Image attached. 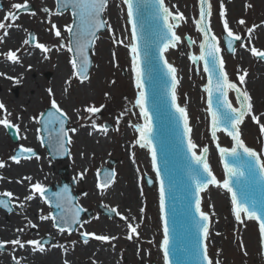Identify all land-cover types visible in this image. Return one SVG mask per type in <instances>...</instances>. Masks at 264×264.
Masks as SVG:
<instances>
[{
	"label": "rangeland",
	"instance_id": "obj_1",
	"mask_svg": "<svg viewBox=\"0 0 264 264\" xmlns=\"http://www.w3.org/2000/svg\"><path fill=\"white\" fill-rule=\"evenodd\" d=\"M0 1L4 5V10L0 12V15L14 12L16 9L12 5L26 2V0ZM196 2L197 0H164L165 5L171 8L174 15L179 14L184 17L182 27H176L177 35L187 36L190 34L192 41L195 43L201 40V36L194 25L198 17ZM27 3L34 6L33 13L35 14L25 13L17 16L14 22L9 20L7 23L12 26L0 29V36H4L5 31L9 33L0 41V48L5 49L9 46H15V40L21 38L20 31L26 32L31 29L38 38L36 43L47 45L51 51L44 53L37 48L36 52L33 53L37 61V68L31 73L33 74L36 71L37 74L35 73L34 78L31 77L34 76L31 73L23 78V83L28 81L34 84L33 90H31V93L29 92L30 97H32L31 101L21 104L19 102L21 98L19 91L22 90L10 89L9 85L4 82L5 77L0 76V103H3L7 112L11 113L10 116H7V119H9L11 126L16 129L18 136L17 141L12 142L7 130H5L6 128L0 124V162H3L4 165L6 163L12 165L13 161L10 157L17 147H30L38 152L36 157L30 159L31 168L34 169L33 178L31 174L33 181L25 180L24 178L29 176L23 175L22 171L13 176L2 172L0 167V179L3 180L2 183L6 186L2 189L0 183V195L11 192L16 196L14 192L19 191L21 197L19 198L20 203L17 204L20 206V212L22 213L18 214L23 216V218L20 216L16 220L12 216L13 211H3V213L0 211V227L6 224L9 225L12 231L14 227L12 220L15 219L16 226L14 230L20 231L19 239L25 242L24 248H14L13 245L7 243L4 246L5 251L9 253V257H12L10 260L15 257L16 260L20 261V264H27L20 257L21 253L24 258L31 256L30 262L32 264H64L65 261L68 264H163L159 250L162 230L160 218H158V189L155 185L148 187L144 180V175L150 178L154 177L152 176L151 161H148V158H150L149 152H146L147 148H141L136 144L139 134L135 130L134 121L126 113L128 106L133 104V113H135L137 121L140 122V116L137 113L138 109L134 101L137 91L131 76V63L127 60L129 51L125 47L130 43V30L123 0H109L103 19L112 31L106 29L99 34L91 51L92 66L87 76L88 79L83 82L74 77L70 79L72 76L71 53L67 51V47L59 48L61 43L65 45L69 43L66 26L71 25L70 13L67 11L57 14L54 0H27ZM211 3L214 14L210 24L219 39V45L222 49L221 59L224 61L229 79L240 86L243 91H247L251 98L252 113L248 114L247 121H244L239 128L241 139L247 147L258 149L261 160L264 162V135L260 132V125L251 119L252 115H256L260 117V124H264V62L254 57L250 51L252 47H255L258 51L264 52V0H211ZM222 4L225 12L223 18L220 16ZM44 8L49 10L47 15L43 12ZM241 19L245 21V24L238 23ZM224 20L229 22V28L234 35L245 38L243 43L237 44L233 54L228 53L222 45L221 33L225 32ZM3 21L4 18L0 20V22ZM115 22L118 26V32L114 29ZM51 24H55L57 29L61 31V37L55 36L56 29H52ZM249 28L253 29L251 33L248 32ZM120 40L123 43L115 42ZM197 48L199 52L200 46L197 45ZM27 49L24 45L17 53ZM5 54L0 52V67L5 65L4 62H1L4 58L6 59ZM238 56L243 58L244 61H241ZM60 60L67 63L69 71L64 69L59 76H55L56 66ZM245 71L247 72L245 82L241 84L238 75L244 74ZM20 86L23 87L24 84ZM49 90H51V94ZM55 92L62 99H67V103L73 109L72 116L69 112L62 110L68 119V129H83L86 137L94 138V142L97 144L95 146L97 147L96 153L89 152L85 146L78 148V150L71 148L77 144L74 137H71L72 143L68 144L72 156L70 162L66 159L68 157L60 161H54L48 157L46 150L41 146L40 139H38V136L41 137V133L37 132L40 126L35 118H40L42 112L51 106V100L54 99L53 93ZM92 106L99 108L100 111L95 114L88 113L86 109ZM6 115L5 110H0V119L5 118ZM117 118H119V123H117ZM93 122L96 125L107 126L108 131L105 133L98 128L94 129L92 127ZM23 132L30 133L33 139H36L33 146L21 143L20 139ZM69 133L72 132L69 131ZM122 140H125L126 150L118 145ZM37 157L39 158L37 159ZM45 157L51 163L49 171L44 170L46 169L43 165L45 162L42 164L40 160ZM74 159L78 161L77 165L80 168L73 167L76 164L73 162ZM109 160L115 161L114 166H112L114 167L115 177L112 183L106 187L110 188L108 192L106 193V188L100 192L95 187V183L91 185L89 180H93L94 176L92 174L99 170V167L107 166ZM24 161H27V159L20 160V162ZM142 161L145 162V167L142 166ZM62 169H66V172H60ZM128 171L133 175V183L137 193L136 198L138 199L132 219L125 212V207L122 204H117L116 201L118 199L121 201L120 203L123 200L126 202L123 197H119L117 189L123 188L125 184L128 185L127 177H125ZM47 172L49 177L45 179L47 177L45 173ZM62 178L69 181H72L71 179L75 180L76 186L73 187L83 193V196L79 197L80 204L93 211V216L90 218L83 217L82 224L78 226V232L93 234V237L89 238L87 243L82 240L79 241L78 233L74 236L73 234L66 235L65 232L61 233L54 228L51 218L47 220L40 219L41 215L49 216L51 209L45 205L39 194L31 201L26 199L28 195L32 194L31 184L39 182L45 188L49 185L59 184ZM17 182L21 184V187L15 189L13 185L16 183L19 186ZM15 196L12 195L13 198L9 197L12 202H14ZM111 198L115 200L112 201ZM100 204L110 210L115 209L114 217L101 214L98 209ZM5 213L11 215L8 217L9 222L5 221ZM116 213H119V215ZM122 217L125 219H122ZM29 221L35 227H30ZM123 223L132 224L137 228L138 234H134L133 239L129 240L127 238L129 229L126 227L124 229V226L122 227L124 231L120 236L114 234L116 232L114 230L118 226H122ZM95 235H108L116 237V239L102 242L96 240ZM45 237L51 239L48 244H43L45 253L44 251H33V246L26 243L29 240L40 241ZM0 241L7 240L0 239ZM13 249L21 250L19 256L16 257L14 253L10 252ZM94 250L104 253L103 258L101 256L100 258H94ZM52 252L54 254L50 255ZM0 253L2 254L3 250H0ZM40 255L43 256V260L34 261V258ZM91 259H96V262L93 261L92 263ZM6 262L5 259L0 261L2 264H7Z\"/></svg>",
	"mask_w": 264,
	"mask_h": 264
},
{
	"label": "water",
	"instance_id": "obj_2",
	"mask_svg": "<svg viewBox=\"0 0 264 264\" xmlns=\"http://www.w3.org/2000/svg\"><path fill=\"white\" fill-rule=\"evenodd\" d=\"M197 3L199 4L198 14L200 19V0H198ZM209 4L211 5L212 23L214 10L211 0H209ZM125 7H127L128 11V6L126 5ZM166 7H168L170 12H172L169 6ZM205 7H207V5ZM62 10L64 9H61L60 11ZM69 10L72 14V9L69 8ZM134 11H136L135 7ZM153 13L154 9L151 4L143 5L139 10L138 15L142 16L143 18L144 29L142 30L143 39L138 43L141 50L140 67L144 83L145 107L152 118V133L150 134L149 139L152 140V146L156 153V168H153V170L156 179L157 172H159V179H157L159 193L161 182H163L165 190V212L169 221L170 230L175 227V232L173 233V238L169 245V261L170 264H204L202 259L204 246L200 243L201 234L196 223L199 217L195 212L196 185L194 178L200 179L202 175L206 176V173L203 172V165L196 164V162L192 159V154L188 151L189 133L188 135H185L183 121L181 120L179 113H177L175 108L172 107L171 77L165 75L167 70L164 68L163 61L159 59V46L155 43L158 32L163 29V20L160 19L159 21H157L154 18ZM72 20V25L73 27H75L76 18L73 16ZM173 22L176 23L177 21ZM183 22V20L178 21L177 27L181 28ZM137 23L139 30V19H137ZM206 23L210 27L209 16L206 17ZM130 27L132 28L131 24ZM104 30L105 29L99 30L97 32V35ZM212 30L216 36L213 28ZM174 31L177 34L176 28L174 29ZM214 34L212 33V31H210V35ZM201 35L203 34L201 33ZM187 36L190 38L191 44H187L184 36H180L181 42H179L175 48H171L170 50H168L166 58L176 69V77L178 79V85H176L177 102L180 107L185 108L187 112L189 128L191 129L190 138L192 142L197 145L196 149L194 150L195 152H200L203 147L209 146V151H207V153H205L204 155L206 161L208 156L207 163L209 164L210 170L212 171L216 179L221 182L223 180L224 171L225 178L229 179L230 186L232 187L233 192L236 193L238 203L244 204V206L249 208V210H255L257 212V215H264V178H262L264 177V173L261 172V164L256 165L255 160L249 159L247 156H245L242 150L241 155L238 158L225 156L222 160L220 154V161L219 153L218 151H216L217 148H214V146L212 145V141L214 145H216V141H214L213 139L211 141V115L209 119L211 138L208 131L209 111L207 113L204 99L205 88H203L205 85V76L201 68L199 67L200 65L195 66L189 59L190 55L198 56L199 52L197 45L192 41V37L190 36V34ZM188 37H186V40L188 41V43H190ZM228 39L229 37L226 34H223L224 45L226 46L227 50ZM242 40L243 39L241 38L240 41ZM237 42L238 41H233V48L235 43ZM92 47L93 44L87 49L90 64L88 66L86 75H88L92 64L89 53L90 50H92ZM145 47L150 49L152 53L153 59L151 62L146 60L143 55ZM220 50L222 51L221 47ZM233 51L234 50H228V52ZM201 62V67H204L203 61ZM195 64H198V61H196ZM224 68L226 74L228 75L225 66ZM205 74L208 84V74ZM231 82L235 83L234 81ZM206 95V104L209 108L207 92ZM216 95L218 94H214L213 96V109L216 108ZM230 97V99L234 100V97H236V93L234 97H232V95ZM231 103L234 107H236L234 102L231 101ZM237 104L239 105V103ZM49 112H55V109H47L42 114V117L40 119L42 137L44 138V143L42 144L44 147H46L49 155L52 158L65 159L69 151L67 153L60 154L59 147L56 144L55 140H49L50 135L52 137H55V131H52L51 133L43 131V120L48 118ZM133 112L134 105L132 104L131 106H128L126 113L134 121V125H141V123H138L136 115ZM57 115L59 114L57 113ZM247 117L248 114L246 115L244 121H247ZM142 121V123L144 124L145 121L143 117ZM66 123L67 119L65 120V126ZM53 127L58 129L59 125L56 124ZM8 130H10V133L14 135V132L10 129V127L8 128ZM218 132L223 131H217V133ZM223 133L226 134L225 132ZM224 134H220L218 140L216 139L218 141L219 148H221L222 146H231V141L228 140L229 137ZM253 150H255L260 156V152L258 149ZM19 155L21 154L19 153ZM23 155L28 156V154ZM149 155H151L152 161L151 151ZM219 161L222 163L223 171L221 163ZM261 162L264 166L263 160H261ZM225 164L243 174L238 178L236 176H226ZM151 165L153 166V163ZM105 173H107L108 175V183L111 179L110 177H112V174L110 171L104 169L100 177H102ZM147 183L149 184V186H151L154 184V181L147 178ZM61 189L62 188H58L56 191H54V193L45 191V196L49 201L48 204L53 208L51 217L59 216L62 211L66 213L65 208H67V212L69 211V207L66 205L68 203H65L63 199H60L59 201L62 204V208L56 207V194L58 192H61ZM228 193L232 200V193ZM201 195V210L210 216L209 225L211 220V225L209 226V236L204 243L207 246L209 258L213 261V264H216L217 261L219 262V264H264V261L262 259V255L264 258V249H262L261 254L260 233L256 225L258 224L259 226V221L256 219H252L254 222H256V224L248 220H242V222L236 221L235 216L232 212V205L230 204L231 202L228 198V194L225 193L219 186L204 190ZM68 205L73 210L72 215L75 214L77 210L74 208V204L70 202ZM173 209H175L177 221L175 226H173L172 223ZM80 215L81 211H79L78 222L80 221ZM244 216L246 219H248L246 214H244ZM76 224L77 223L72 224V231L74 230Z\"/></svg>",
	"mask_w": 264,
	"mask_h": 264
},
{
	"label": "snow or ice",
	"instance_id": "obj_3",
	"mask_svg": "<svg viewBox=\"0 0 264 264\" xmlns=\"http://www.w3.org/2000/svg\"><path fill=\"white\" fill-rule=\"evenodd\" d=\"M123 2L128 6L127 11V19L128 23L131 24V36H130V43L125 45L128 48L130 56H131V70L135 74V86L138 89V96L136 99V105L140 108V115L143 117L145 123L143 125H135V130L139 133V139L136 140V144H138L141 148H148L152 153V163L153 168H156V153L152 146V140L149 139L150 134L152 133V118L148 113V110L145 107V92H144V83L142 79L141 73V50L139 41L143 39L142 30L144 29V21L142 16L138 15L139 10L142 8L143 5L151 4L154 9V18L159 21L160 19L163 20V29L160 30L157 34V38L155 43L159 46V59L163 61L164 68L167 70L165 75L171 77V100H172V107L175 108L176 112L179 113L181 120L183 121L184 126V133L188 135L191 132V129L188 125V115L185 108L180 107L177 104V97H176V85L178 83L176 77V69L165 59L164 53L169 48H175L177 43L180 42L181 37L176 34L174 29L178 26L177 23L169 22L170 18L172 21H182L184 19L183 15H173L172 12L169 11V8L165 6L164 0H123ZM108 0H57L58 11L61 9H72V14L76 18L75 27L73 25L66 26V30L69 33V43L65 45L61 43L59 48L67 47V51L72 53V58L70 60V65L72 68V77L79 78L81 82L88 79L86 73L88 66L90 64V60L88 58L87 49L94 44L97 38V32L101 29H107L108 31H112L111 27L107 24L105 20L102 19V14L105 12L107 7ZM200 19L195 21L196 27L198 32L203 34V42L200 44V54L199 56L190 55L189 59L193 62L196 61H203L204 67L203 71L208 74V84L205 85V91L208 93V103L209 108L208 111L212 117L211 122V135L212 139L215 141L217 139V131L225 132L231 139L234 141V146L231 149L226 148H219V152L221 154V158L225 156H231L234 158H238L241 155V150L245 156L249 159H254L256 165H260L261 161L257 156V152L250 147H247L243 140L241 139V134L239 131V125L243 122L246 113H252V104L251 98L247 91H242L241 88L237 86V84L232 83L229 81L228 75L225 72L224 68V61L220 58V47L218 46L217 38L214 35H210V27L206 23V17L211 14V5L209 4V0H200ZM207 5V7H205ZM12 7L20 12H23L29 8L27 0L24 4H14ZM134 7L136 11H134ZM250 7V5H248ZM43 12L47 15L49 10L47 8L43 9ZM35 13H33L34 15ZM225 15L223 4L221 5L220 16L223 18ZM17 19V15L14 12H9L6 14L4 21L0 22V29H6L11 27V24L7 22L9 20L15 21ZM137 19H139V30H138V23ZM224 23V31L227 32L229 37L227 44L228 50H233V41H240L241 37L239 35H234L232 30L229 28V22L227 20L223 21ZM239 24H245L243 19L238 21ZM52 29H56L54 34L56 37H61V31L57 29L55 24L50 25ZM19 27V26H17ZM255 27V26H254ZM253 31L252 28L248 29V32L251 33ZM9 33L5 31L4 36H0V41H2ZM30 40H35V37L29 34V38L23 40V44H29ZM116 43H123L122 40L115 41ZM35 47L42 50L44 53H48L51 49L42 43H36ZM243 47V45H242ZM59 50V49H57ZM19 51V50H17ZM17 51L9 50L5 56L8 61L12 62H19V57L17 56ZM251 54L256 57L257 59H264V52L258 51L255 47L250 49ZM144 57L149 62L152 61L153 56L147 47H145ZM6 74L0 73V76H5ZM247 72L245 71L244 74L238 75V80L241 84L245 82V77ZM12 79L11 77H8ZM17 84L19 80L15 81ZM229 90H233L236 93V100L239 103V107H233L232 103L228 99V92ZM51 94V90H49ZM216 95L215 103L216 108H212L213 103V96ZM107 95V94H106ZM102 107V106H101ZM51 108L55 109V112H49L48 118L43 120V131L51 133L55 131V137L49 136V140H55L56 144L59 147L60 154L67 153L69 150L66 147L67 144L72 143L71 136L68 135L69 131L75 133L77 131L76 128L65 129V120L66 114L58 107L57 101L55 99L51 100ZM0 110H5L7 113L6 117L0 119V124H2L5 128L10 127L11 123L7 116H10L11 113L7 112L6 107L3 103H0ZM86 111L90 114H95L100 111L99 108L94 106L88 107ZM57 113L59 115H57ZM63 117V118H62ZM37 122H40L39 117L35 118ZM251 119L260 125V132L264 135V124H260V117L256 115H252ZM117 123H119V118H117ZM58 124L59 127L54 128L53 126ZM92 127L94 129H99L103 132H107L108 128L104 125H96L93 122ZM41 129H37L39 133ZM41 143H44V138L38 136ZM197 145L192 142L191 138L188 139V151L192 154V159L198 165H203V172L206 173V176H201L200 179H195L196 191H195V212L198 215L199 219L197 220V226L200 230L201 234V245L204 246L203 248V262L204 264H213V261L209 258V254L207 251V246L205 245V240L209 236V215L206 214L204 211L201 210V198L200 193L208 188L209 185H216L226 189L228 192L232 193V212L235 216V220L238 222H242L241 214H246L249 220L256 219L259 221V233H260V242L261 247L264 249V215H257L255 210H249V208L245 207L244 204L238 203L236 193L233 192L232 187L230 186V181L228 178H225L223 182H219L216 177L213 175L212 171L210 170L209 164L205 159V153H207V147H204L201 154L197 155L194 149H196ZM19 153L21 155L28 154L26 158H31L36 156V153L30 147L21 146L19 148ZM39 157H37L38 159ZM12 161L16 163H20V155H13L10 157ZM5 165L3 162H0V167H4ZM261 172L264 173V167L261 168ZM225 173L226 176L232 177L236 176L237 178L242 175L243 173H239L236 169L229 167L225 164ZM264 178V177H262ZM25 180L30 181L31 177H25ZM157 179H159V172H157ZM150 182V181H149ZM110 183V181H109ZM32 189V194L26 197L27 200L31 201L34 197L39 194L41 198L44 199L45 203H48V198L45 196V188L39 182L30 185ZM98 187L106 188L108 187V183L105 184H98ZM68 188L65 187L62 189L61 193L56 194L57 199V208H62V204L59 202L61 197L65 203L67 202V194ZM6 197H12L11 192H6L3 194ZM159 204H160V219L163 221V240L160 243L159 247L163 250V262L164 264H170L169 261V245L173 238V233L175 232V227L170 230L169 221L167 218V214L165 212V190L163 186V182H161L160 186V197H159ZM0 207L8 211H12L10 207V202L8 200L0 199ZM79 211L73 214L70 218L65 214L63 211L59 216L56 217H49V216H40L41 220H47L51 218L53 220L54 227H58L61 233L65 231L71 233L72 231V224L78 223ZM111 211L116 212L115 209ZM143 211V209H141ZM119 215V213H116ZM122 219H125L122 217ZM173 226L176 225V213L175 209H173ZM30 227H35L29 221ZM129 235L128 239H133L134 234L137 233V228L132 224H128ZM84 242L87 243V237L93 235L91 233H83ZM95 239L102 242H107L110 240L116 239V237H111L108 235H95ZM10 243L11 245L19 248L25 247V242H22L20 239H13L11 241H0V249H3L5 244ZM28 245L33 246V251H45L43 247V242L38 240H29L26 242ZM14 264H20L19 260H16L13 257ZM64 264H68L67 261ZM216 264H219L217 261Z\"/></svg>",
	"mask_w": 264,
	"mask_h": 264
},
{
	"label": "bare ground",
	"instance_id": "obj_4",
	"mask_svg": "<svg viewBox=\"0 0 264 264\" xmlns=\"http://www.w3.org/2000/svg\"><path fill=\"white\" fill-rule=\"evenodd\" d=\"M117 28H118V26H117V23L115 22V28L114 29H115L116 32H118ZM196 43L199 46L201 44V41H198ZM129 59H131L130 54L128 55V59L127 60H129ZM239 59L241 61H244L243 58L239 57ZM64 69L66 71H69L68 67H67V63H65L63 60H60L59 63L57 64V66H56L55 76H59L63 72ZM5 70H7V68H5ZM27 70H29V71L23 70V72L19 73V75H18L19 79L17 78L19 80L18 84L14 83L15 81L11 80L13 82L12 83L10 80L7 79V77H5V79H4V82L6 83V85H9L8 86L9 88H10V86H14V85L20 86V85L24 84V86L22 87L23 90L19 91L20 92L19 95L21 97L19 102L21 104H24L25 102L31 101V98H32V97H30L31 94H29V92L31 93V90H33V85L34 84L31 83V82H28V81H25V83H23L24 76L28 75L31 72L30 69H27ZM12 72H13V75L17 76V74H16V72L14 70H12ZM83 92H85V90H83ZM53 96H54V99L57 101L58 107L61 110H63V111L69 112L71 114L70 116H72L73 115V109L70 108L71 106H70L69 103H67V99H62V97L57 92L53 93ZM137 96L138 95L136 94L135 100H134L135 102H136ZM136 106L139 109V106L138 105H136ZM85 135L86 134H85V131L83 129H77V131L75 133H71V134L69 133V136L74 137V139L76 140V143H77L74 146H72L71 148H73L75 150H78V148H83L85 146L89 150V152L96 153L97 152V150H96L97 147H95V146L97 144L94 142V138H90V137L88 138V136L86 137ZM21 136H22V138L20 139V141L24 145L33 146L36 143V139L34 138L35 139L34 140L30 133L23 132V135H21ZM111 139H112V136H111ZM105 141L107 142L106 138H105ZM118 145L120 146V148L123 147L126 150L125 140H122L120 142V144H118ZM147 151L148 150H146V152ZM79 157H80V155H79ZM71 158H72L71 153H69L68 154V158H66V159H68L69 162H70ZM47 159L48 158L45 157L44 159H40V160H41L42 164L45 162L43 165H44V167L46 169H44V170L49 171L48 169H50L51 163ZM148 161L150 162V158H148ZM73 162L76 163L73 167L80 168V166L77 165L78 161H76L74 159ZM11 164L12 165H10L9 163H6L4 167H1L2 172L9 173L10 175L16 176L18 172L22 171L23 175H25V176L28 175L29 177H31V174H32V178H33L34 169L31 168L30 160H27V161H24V162H20L19 164H14V163H11ZM142 166L145 167V162L144 161H142ZM17 169H18V171H17ZM45 174L47 175V177H45V179H47L49 177V173L47 172ZM132 176H133L132 173H130L128 171V173H126V176H125V177H127L128 185L125 184L123 188H118L117 189L119 191V197H123L126 200V202H124V200H123V202L120 203L121 201H119L118 199L116 200L117 204H119V205L122 204L125 207L124 208L125 212L131 217V219H132V215L134 214L135 207H136V205L138 203V199L136 198L137 197V193L135 191L136 188L134 187L135 185L133 183V177ZM0 180H1L0 183L2 185L1 188L2 189L6 188V186H4V184L2 183L3 180L2 179H0ZM17 183L19 184V186H17L16 183H14L13 188L16 189V188H20L21 187V184L19 182H17ZM89 183L92 185L93 180H91V181L89 180ZM8 189H10V188H8ZM109 189L110 188H107L106 193L108 192ZM14 193L16 194V196L13 194V196H15V201H16L15 204L20 203L19 202V198L21 197V193H19V191H17V190ZM66 195H67V198L73 197L70 192H68ZM113 198H115V197H113ZM113 198H111L112 201L115 200ZM18 213H22V212L18 211ZM21 218H23V216H21ZM15 219H18V218H15ZM131 219L129 220L130 222L132 221ZM14 220H12V222L14 223L13 226L15 227L16 226L15 225L16 220L15 221ZM5 221L9 222L10 220L8 219V217H5ZM4 225L5 226H1L0 227V239L11 241L13 239H19L20 238V231L14 230L15 229L14 227H13V230L11 231V229L9 228V225H6V224H4ZM123 226H124V229H125V227L128 228V224L127 223L126 224L123 223L122 226L120 225V226H118V228H116L117 230L116 229L114 230V231H116V232H114V234L120 236L121 233L124 231V230H122ZM10 252L14 253L16 255V257H17V256H19V253L21 252V250L20 249H13ZM93 252L95 253L94 254V256H95L94 258H96V257L100 258V256L102 257L103 254H104V253H99V251H96V250H94ZM44 253H45V251H44ZM53 254L54 253L52 252V254H50V255H53ZM21 257H22V259L25 262H27V264H32L30 262L31 261V256L29 258L28 257L24 258L22 256V253H21ZM161 258L162 257L160 256V259ZM1 259H5L7 261V257H4V255L0 253V261H1ZM40 260H43V256H41V255L37 256L36 258H34V261H40ZM91 261H92V263H93V261L96 262V259H93V260L91 259ZM0 264H2V263H0Z\"/></svg>",
	"mask_w": 264,
	"mask_h": 264
},
{
	"label": "flooded vegetation",
	"instance_id": "obj_5",
	"mask_svg": "<svg viewBox=\"0 0 264 264\" xmlns=\"http://www.w3.org/2000/svg\"><path fill=\"white\" fill-rule=\"evenodd\" d=\"M2 9H3V7H2ZM33 12H34V9H33ZM3 18H4V16L1 15L0 16V20L3 19ZM30 31H31V29H29L26 32L20 31L21 38H17L15 40L16 41L15 46H13V47L9 46V47H6L5 49H3V48L1 49L0 48V52L1 53L3 52L5 54L9 50L17 51L20 48L22 49V47H24V45H25V44H23V40L29 38V34H30L29 32ZM37 40H38V38H37ZM35 44H36V41H35L34 44H30V42H29V44L25 45L28 48L26 51L17 53V56L19 57V62L8 61L7 59L4 58L1 62H4L5 65H4V68H3V66H1L3 69L0 67V73L6 74L4 77H7V78L11 77L12 79H10V80L16 81L17 78L19 79V76H18L19 73L23 72V70L27 71V69L29 68L31 70V72H32V70L37 68V65H36L37 61L35 60V58L33 56V53H35L36 52L35 50L37 49L35 47ZM5 68H7V70H5ZM12 70H14L16 72L17 76L13 75ZM35 73L37 74L36 71H35ZM35 73H33V74L31 73L32 75H34V76H31L32 78L35 77ZM14 83H16V82H14ZM11 88H15V89H12V90H17V89L20 90L22 88V86L14 85V86H10V89ZM21 90H23V88ZM75 194L77 196V199L80 196H83V193L81 191H79V190H75ZM13 200H14V202H12L11 199L8 197V201L10 202V207H11V209L13 211L12 216L15 217V218H19L21 216V215L19 216V214H18V211H20V208H19L20 206L15 204L16 203L15 199H13ZM0 211L2 213H3V211L4 212H12V211H8V210L4 209L3 207H0ZM4 215H5V217L11 216L10 214L7 215V213H5ZM78 239H79V236H78ZM4 251H5V248H3V253L2 254L4 255V257H7V262L6 263L7 264H12V262H14L13 260H10L12 257H9V254L6 251L5 252Z\"/></svg>",
	"mask_w": 264,
	"mask_h": 264
}]
</instances>
